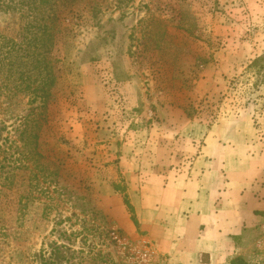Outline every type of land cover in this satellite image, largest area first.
<instances>
[{
    "label": "rangeland",
    "instance_id": "1",
    "mask_svg": "<svg viewBox=\"0 0 264 264\" xmlns=\"http://www.w3.org/2000/svg\"><path fill=\"white\" fill-rule=\"evenodd\" d=\"M209 137L264 160V0H0V264H166L131 202Z\"/></svg>",
    "mask_w": 264,
    "mask_h": 264
},
{
    "label": "crops",
    "instance_id": "2",
    "mask_svg": "<svg viewBox=\"0 0 264 264\" xmlns=\"http://www.w3.org/2000/svg\"><path fill=\"white\" fill-rule=\"evenodd\" d=\"M205 142L190 171L143 183L141 198L131 202L139 229L166 264H264L255 249L264 160L245 155L242 140Z\"/></svg>",
    "mask_w": 264,
    "mask_h": 264
},
{
    "label": "trees",
    "instance_id": "3",
    "mask_svg": "<svg viewBox=\"0 0 264 264\" xmlns=\"http://www.w3.org/2000/svg\"><path fill=\"white\" fill-rule=\"evenodd\" d=\"M46 0H43V2H45ZM46 29V28H45ZM47 34L45 37L41 38L35 36V38H25L21 40V45L15 47V43L12 41V47L13 48H17L16 51L19 52V56L22 59H26V60H30V62L33 64L32 68H36L38 66L43 65V67H48V63L49 62L47 60V49H45V51L42 50H35L34 48H32L31 50V45L30 43L34 42L38 43L40 42L42 45H48L47 43L50 42V39H53V33L50 32H46ZM53 36V37H52ZM45 43V44H43ZM263 58H257L256 60H253L252 64L250 65L251 67H258L261 68L262 66L259 64V62L262 60ZM47 73L49 74L48 76H46V78L42 79V80H38L36 82V85L33 87H31L32 83H27L26 87L30 88L33 91H38L40 92V98L42 100H46V96L49 95L48 88L54 83V76L51 74V71L48 69Z\"/></svg>",
    "mask_w": 264,
    "mask_h": 264
},
{
    "label": "built area",
    "instance_id": "4",
    "mask_svg": "<svg viewBox=\"0 0 264 264\" xmlns=\"http://www.w3.org/2000/svg\"><path fill=\"white\" fill-rule=\"evenodd\" d=\"M255 249L258 255L264 259V220L260 224L259 236L255 241ZM156 258V253L151 248L144 247L141 254L127 259L126 264H160V262H157L158 258Z\"/></svg>",
    "mask_w": 264,
    "mask_h": 264
}]
</instances>
